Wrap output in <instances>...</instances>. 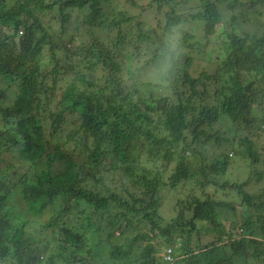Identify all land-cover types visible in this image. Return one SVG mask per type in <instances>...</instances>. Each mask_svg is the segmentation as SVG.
Masks as SVG:
<instances>
[{"label": "trees", "instance_id": "16d2710c", "mask_svg": "<svg viewBox=\"0 0 264 264\" xmlns=\"http://www.w3.org/2000/svg\"><path fill=\"white\" fill-rule=\"evenodd\" d=\"M105 1L0 0V264H264V0Z\"/></svg>", "mask_w": 264, "mask_h": 264}, {"label": "rangeland", "instance_id": "374dc122", "mask_svg": "<svg viewBox=\"0 0 264 264\" xmlns=\"http://www.w3.org/2000/svg\"><path fill=\"white\" fill-rule=\"evenodd\" d=\"M150 0H139L140 3L142 4H148ZM177 1V0H175ZM181 1V3L179 4L178 7H183V8H189L191 6L195 7L197 6V4L200 2V0H179ZM106 7L105 8V12L107 15H111V12L113 9H118V8H124L126 10H130L131 14L133 16L138 15V0H106ZM172 4H175L172 3ZM103 7H105V5L103 4ZM111 8V9H110ZM154 13L155 11L153 10V8H149V9H145L142 11V15L145 19L152 21L154 18ZM155 21V20H154ZM199 21H190L187 24H185V28H187L188 30H191L193 27L197 26V24H201L203 25V23L200 21V23H198ZM196 30V31H195ZM195 32L198 34V36L200 35H204L202 29L200 28V30H197L195 28ZM216 43V48L213 49L214 50V54L211 56L210 52L206 54V58L212 62H215V56L217 54V52L219 51L218 46H217V39L215 37H213L212 42L210 44V48L212 45H214L213 43ZM204 52V51H203ZM167 61V58H163ZM161 60V59H160ZM160 62H156V65H158ZM166 63V62H165ZM165 63H161L162 66H166L167 64ZM153 73V72H152ZM7 83L6 79L0 76V85H3ZM162 104H166L164 101L161 102ZM234 162L232 164V167L230 169V171L228 172V174H226V179L231 180V181H243L246 180L249 176L250 173V168H249V164L245 163L244 160H242V158H240L239 156L234 157ZM246 162H248L246 160ZM261 167V166H260ZM262 169V168H259ZM250 191L258 193L260 192L261 189L264 188V180H262L261 182H256L254 181V183H252V185H249L247 187ZM169 187L164 188L163 193L167 196V198H170V192H169ZM170 200L168 199L165 202V206L168 207L170 205ZM167 210V208H165ZM166 213V212H165ZM164 252L165 250L163 248H161L159 255L164 257Z\"/></svg>", "mask_w": 264, "mask_h": 264}, {"label": "clouds", "instance_id": "9594fccd", "mask_svg": "<svg viewBox=\"0 0 264 264\" xmlns=\"http://www.w3.org/2000/svg\"><path fill=\"white\" fill-rule=\"evenodd\" d=\"M179 39H180L179 34L175 32L169 36V39L167 40L166 43L170 54L176 51L177 46L179 44ZM164 250H165L164 259L170 262V264H175L173 249L169 247V248H164Z\"/></svg>", "mask_w": 264, "mask_h": 264}]
</instances>
